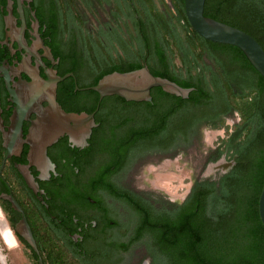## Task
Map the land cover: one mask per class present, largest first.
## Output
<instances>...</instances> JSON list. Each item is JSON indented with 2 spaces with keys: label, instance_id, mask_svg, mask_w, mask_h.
Instances as JSON below:
<instances>
[{
  "label": "flooded vegetation",
  "instance_id": "obj_1",
  "mask_svg": "<svg viewBox=\"0 0 264 264\" xmlns=\"http://www.w3.org/2000/svg\"><path fill=\"white\" fill-rule=\"evenodd\" d=\"M76 2L83 7L84 14L77 16L80 25L64 31L62 0H0V195H10V203L0 200L8 208L15 235L37 264L39 257L43 264H130L134 259L137 264H158L153 239L136 237L143 226L142 207L155 225L160 216L171 221L175 211L184 209L195 183L219 182L235 167L237 156L225 149L224 142L205 152V169L183 202L176 203L157 191L139 192L126 180L134 170L139 173L144 157L148 162L172 159L197 145L202 127L213 129L208 123L198 124L177 148L171 144L143 153L136 144L127 145L141 129L137 106L112 100L100 112L103 145L93 135L96 126L83 145L63 135L49 146H39L33 126L38 106L48 104L37 90L49 76L62 78L55 87L60 107L86 113L95 103L89 88L107 72L136 65L158 67L153 52L158 40L149 29L151 22L145 24L138 1ZM73 17L68 15V22ZM164 19L169 23L167 16ZM33 100L39 105L31 104ZM232 113L220 119L231 118ZM35 143L41 158L34 154ZM217 163L220 169L213 165L207 170ZM22 217L39 255L15 232Z\"/></svg>",
  "mask_w": 264,
  "mask_h": 264
},
{
  "label": "trees",
  "instance_id": "obj_2",
  "mask_svg": "<svg viewBox=\"0 0 264 264\" xmlns=\"http://www.w3.org/2000/svg\"><path fill=\"white\" fill-rule=\"evenodd\" d=\"M137 1L142 9L141 0ZM181 3L183 10V0ZM203 14L247 33L264 51V0H206ZM143 16L145 24L151 22L149 29L158 40L153 51L158 67L149 68L150 73L192 91L182 99L155 87L150 90L151 102H127L119 97L99 101L92 91L95 103L86 113H95L98 127L93 135L98 143L103 145L104 117L100 112L112 100L137 106L141 129L132 134L127 145L136 144L143 153L171 144L177 148L202 122L217 127L220 117L233 110L229 96L243 97V92L249 90L256 100L252 111H246L243 128L236 129L224 142L225 149L237 156L231 172L216 183H195L182 206L184 209L175 211L169 222L162 221L160 216L158 224H153L151 214L142 207L143 226L136 237L144 233L153 235L158 264H264V228L258 215V199L264 185V79L238 48L206 41L192 29V35L205 48L197 58L189 45L185 47L179 41L177 48L186 75L176 76L168 48L159 40V19L154 20L147 13ZM169 27L174 37L173 26ZM139 68L136 65L116 72ZM249 126L250 132L242 137ZM238 239L248 242L245 250ZM32 257L36 260L33 254Z\"/></svg>",
  "mask_w": 264,
  "mask_h": 264
},
{
  "label": "rangeland",
  "instance_id": "obj_3",
  "mask_svg": "<svg viewBox=\"0 0 264 264\" xmlns=\"http://www.w3.org/2000/svg\"><path fill=\"white\" fill-rule=\"evenodd\" d=\"M137 1V0H134ZM143 8L142 14H150L154 20L159 19V40L168 48L171 60V69L176 76L184 78L186 73L183 70L181 55L178 51V42L190 46L197 58L204 50V44L192 35V30L185 20V14L182 10L181 0H141ZM136 5V2H135ZM137 5L140 6L139 2ZM62 14L64 31H67L70 25L79 26L77 16L84 14L83 7L76 0H62ZM142 7V6H141ZM108 11V8H106ZM140 11V10H139ZM146 12V13H145ZM74 16L68 22L67 16ZM164 16L169 18L166 22ZM169 25L173 26L174 37L171 35ZM76 30V28H75ZM191 36V39L189 38ZM198 63L201 60L198 59ZM156 67L155 64H152ZM195 75V72H193ZM229 94L227 90V95ZM232 106V117L221 118L219 125L213 129L205 130L202 127V134L197 145L195 144L185 153H177L172 159H157L148 162L144 157L141 167H137L139 173H132L126 180L128 186L137 188L140 192L157 191L161 195L171 198L176 203H181L188 196L189 189L193 180L200 176L204 166V153L215 148L218 144L221 146L226 142L230 131L237 128H243L246 123V111L255 106L256 96L254 92L245 90L243 97H228ZM236 125V127H234ZM250 132V126L245 129L242 137ZM222 138V139H220ZM153 235L144 233L142 238L153 239ZM241 248L245 250L248 242L238 239ZM0 250L7 264H36L30 250L17 238L13 231V225L10 223V215L7 206L0 200ZM241 250V249H239ZM57 264V263H55ZM130 264H137L134 259Z\"/></svg>",
  "mask_w": 264,
  "mask_h": 264
},
{
  "label": "water",
  "instance_id": "obj_4",
  "mask_svg": "<svg viewBox=\"0 0 264 264\" xmlns=\"http://www.w3.org/2000/svg\"><path fill=\"white\" fill-rule=\"evenodd\" d=\"M205 1L183 0L184 14L190 28L206 41L238 48L255 71L264 79V51L258 42L235 27L204 16ZM61 80L62 78L49 76V81L41 83L37 90V95L43 96L48 104L45 108L38 106L37 120L33 126L34 135L40 138L39 145L41 143L44 146H49L63 135H67L73 143L83 145L89 138L92 129L97 126L94 121V113L65 112L60 107L56 101L55 87L56 83ZM155 87H159L163 92L182 99H186L192 91L191 88H181L167 79L153 76L146 66L134 71L107 74L89 89L97 93L99 101L104 97L116 95L125 101L151 102L150 90ZM36 103V100H33L31 104L36 107L39 105ZM42 153H44V150ZM217 164H210L209 166ZM231 165L233 163L227 164V167ZM219 167L218 169H220ZM0 198L10 203V195L2 194ZM12 205L14 209L21 210L13 201ZM258 215L264 228V185L258 199ZM15 232L39 255L24 217L15 226ZM0 264H7L1 250ZM38 264H43L40 257L38 258Z\"/></svg>",
  "mask_w": 264,
  "mask_h": 264
},
{
  "label": "bare ground",
  "instance_id": "obj_5",
  "mask_svg": "<svg viewBox=\"0 0 264 264\" xmlns=\"http://www.w3.org/2000/svg\"><path fill=\"white\" fill-rule=\"evenodd\" d=\"M35 145L37 146V148L35 149V156L37 157V158H41V155H40V148L38 147V144L37 143H35ZM40 146V145H39ZM216 166V168L219 166L218 164L217 165H215ZM210 167V166H209ZM215 167L213 168V171L216 169ZM206 173H207V171H206ZM209 174V173H208Z\"/></svg>",
  "mask_w": 264,
  "mask_h": 264
}]
</instances>
